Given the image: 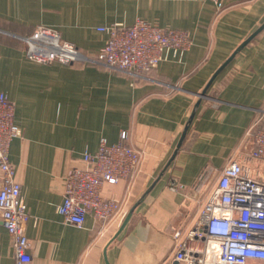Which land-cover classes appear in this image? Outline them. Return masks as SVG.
<instances>
[{
	"label": "crops",
	"instance_id": "obj_1",
	"mask_svg": "<svg viewBox=\"0 0 264 264\" xmlns=\"http://www.w3.org/2000/svg\"><path fill=\"white\" fill-rule=\"evenodd\" d=\"M137 18L185 30L189 48L168 51L137 79L99 64L37 63L26 54L23 37L37 25L93 53L107 38L99 27ZM263 21L264 0H220L219 6L211 0H0V90L14 103L21 129L9 159L29 212V264H105V248L110 264H175L174 233L185 238L198 217L194 186L201 176L204 186L211 184L238 157L264 179V163L245 160L248 129L264 127L263 29L214 80L168 170L109 243L173 150L195 93ZM123 130L141 163L134 178L101 187L104 197L121 201L119 213L108 222L91 215L81 226L65 222L56 207L66 172L83 166V152H95L102 137L117 142ZM14 263L11 237L0 222V264Z\"/></svg>",
	"mask_w": 264,
	"mask_h": 264
},
{
	"label": "built area",
	"instance_id": "obj_2",
	"mask_svg": "<svg viewBox=\"0 0 264 264\" xmlns=\"http://www.w3.org/2000/svg\"><path fill=\"white\" fill-rule=\"evenodd\" d=\"M211 1L220 5V0ZM98 29L105 31L107 38L90 53L62 39L57 29L37 25L23 37L26 54L37 63L99 64L137 79L147 77L168 51L180 53L191 44L185 30L162 28L142 18L130 25L115 23ZM20 135L15 105L0 90V222L11 237L14 264H29L31 241L25 233L29 212L9 159L10 144ZM247 135L250 148L245 160L264 163V127L250 128ZM128 138L125 130L117 142L109 143L102 137L95 152H83V166L66 172L63 199L56 207L65 222L81 226L86 215L100 222L117 216L121 201L104 197L101 187L135 177L141 153L128 144ZM244 162L238 157L229 159L207 186L203 176L198 179L194 189L200 211L185 238L180 231L174 233L175 264H264V179L251 175L252 167ZM170 185L176 187L177 183L172 179ZM186 239L201 244L191 246Z\"/></svg>",
	"mask_w": 264,
	"mask_h": 264
},
{
	"label": "water",
	"instance_id": "obj_3",
	"mask_svg": "<svg viewBox=\"0 0 264 264\" xmlns=\"http://www.w3.org/2000/svg\"><path fill=\"white\" fill-rule=\"evenodd\" d=\"M264 29V21L258 25L239 45L228 55V57L215 69V71L212 73V75L209 77L208 81L204 85V87L195 93L196 100L193 103V106L191 108V111L187 117V120L183 126V129L175 143V146L173 150L171 151L170 155L167 157V159L164 161V163L161 165L160 169L156 173V175L153 177V179L150 181V183L147 185V187L144 189V191L140 194V196L132 203L128 211L125 213L122 222L120 223L118 230L113 235L109 243L114 240L126 227L128 222L130 221L135 209L143 202V200L146 198V196L149 194V192L152 190V188L156 185V183L163 177L165 172L168 170L169 166L171 165L173 159L175 158L178 150L180 149L184 138L188 132V129L190 128V125L192 124V121L197 113V110L200 106V103L203 99L209 96L208 90L214 80L218 77V75L231 63V61L234 59V57L248 44L252 41V39L262 30ZM104 261L105 264H110L107 256H106V248L103 251Z\"/></svg>",
	"mask_w": 264,
	"mask_h": 264
},
{
	"label": "rangeland",
	"instance_id": "obj_4",
	"mask_svg": "<svg viewBox=\"0 0 264 264\" xmlns=\"http://www.w3.org/2000/svg\"><path fill=\"white\" fill-rule=\"evenodd\" d=\"M250 264H254V263H250Z\"/></svg>",
	"mask_w": 264,
	"mask_h": 264
}]
</instances>
